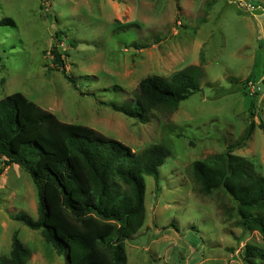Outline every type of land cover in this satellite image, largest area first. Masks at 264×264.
<instances>
[{
    "label": "rangeland",
    "instance_id": "1",
    "mask_svg": "<svg viewBox=\"0 0 264 264\" xmlns=\"http://www.w3.org/2000/svg\"><path fill=\"white\" fill-rule=\"evenodd\" d=\"M5 17L15 24H0V99L19 91L60 120L135 151L156 143L171 150L158 168L157 192L144 176V222L124 241L125 264H264L243 258L246 244L264 250V237L241 227L222 190L200 192L191 173L193 161L237 140L251 100L255 122L264 123V0H0ZM54 43L69 79L52 63ZM192 64L202 68L200 89L177 109L151 110L142 123L111 108L130 104L143 77ZM234 152L264 175L258 126ZM36 192L25 169H3L0 255L10 253L17 232L30 250L26 264H66L39 230L12 218H37Z\"/></svg>",
    "mask_w": 264,
    "mask_h": 264
},
{
    "label": "trees",
    "instance_id": "2",
    "mask_svg": "<svg viewBox=\"0 0 264 264\" xmlns=\"http://www.w3.org/2000/svg\"><path fill=\"white\" fill-rule=\"evenodd\" d=\"M0 24L15 23L5 17ZM49 53L56 69L69 79L56 43ZM201 75L200 64L169 76L147 75L139 80L130 104L110 106L144 123L149 111L175 110L199 91ZM253 107L251 100L249 120L237 140L222 152L193 161L191 173L200 192L222 190L234 202L241 227L264 237V175L234 152L246 145L256 126L264 132V123L255 122ZM170 154L166 143L135 151L88 125L64 122L19 91L0 99V175L5 167L19 165L37 191V218L23 212L12 218L39 230L66 264H125L124 241L144 222V176L154 178L157 192L158 168ZM29 257L30 250L14 232L10 253L0 255V264H26ZM255 257L264 258V250L246 244L244 260L250 263Z\"/></svg>",
    "mask_w": 264,
    "mask_h": 264
},
{
    "label": "built area",
    "instance_id": "3",
    "mask_svg": "<svg viewBox=\"0 0 264 264\" xmlns=\"http://www.w3.org/2000/svg\"><path fill=\"white\" fill-rule=\"evenodd\" d=\"M249 86H252V87H254V85H253L252 81H249Z\"/></svg>",
    "mask_w": 264,
    "mask_h": 264
}]
</instances>
